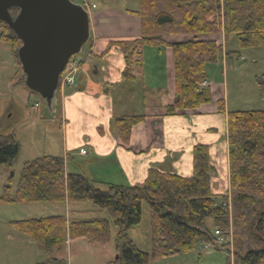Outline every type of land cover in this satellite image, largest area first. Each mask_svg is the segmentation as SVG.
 <instances>
[{"label":"trees","instance_id":"trees-1","mask_svg":"<svg viewBox=\"0 0 264 264\" xmlns=\"http://www.w3.org/2000/svg\"><path fill=\"white\" fill-rule=\"evenodd\" d=\"M134 14L140 21V37L112 42L103 55L117 49L124 61L122 75L132 81L143 69L146 49H169L175 98L164 108L165 116L212 102L211 90L200 86L206 81V66L217 63L222 52L220 35L234 36L240 49L264 45V0H138ZM171 37L185 40L175 42ZM10 42L14 52L21 45L16 37ZM18 66L21 70L19 61ZM257 85L264 100V76ZM217 111L225 113L227 121L230 212L222 207L225 195L211 194L212 167L205 146L193 149L190 178L149 170L141 184L107 185L104 191L83 175L66 173L64 158L42 156L24 163L14 194L9 186L2 187L0 205L90 203L106 212L108 220L51 216L11 224L49 254L60 253L69 238L85 237L104 245L112 225L115 258L106 264H149L151 259L194 252L214 245L215 230L231 232L234 251L225 264H264V111H225L223 100L217 102ZM145 118H118L115 133L127 143L132 128ZM18 152L13 133L0 135L1 168L11 170ZM144 203L149 204V253L138 250L129 239V231L142 221ZM40 264L66 263L49 257Z\"/></svg>","mask_w":264,"mask_h":264},{"label":"crops","instance_id":"crops-1","mask_svg":"<svg viewBox=\"0 0 264 264\" xmlns=\"http://www.w3.org/2000/svg\"><path fill=\"white\" fill-rule=\"evenodd\" d=\"M86 4L90 31L86 58L94 64L81 63L75 84L57 93L58 98L45 104L40 113L50 129L61 132L62 155L52 156L65 159L66 173L83 175L101 187L133 186L143 183L149 170L190 178L193 149L205 146L212 167L211 194H227V121L226 114L217 111L220 95L206 82L213 95L211 103L195 111L165 116L164 108L175 98L170 50L149 51L153 57H147V61L142 57L143 69L136 79L126 80L121 53L115 48L103 53L112 42L140 37V21L134 14L137 10L106 2L98 5L95 0H86ZM179 38L169 40L178 42ZM163 54L165 57H160ZM139 115L146 118L132 128L128 142L123 143L115 133L114 121ZM79 150L86 154H79Z\"/></svg>","mask_w":264,"mask_h":264},{"label":"rangeland","instance_id":"rangeland-1","mask_svg":"<svg viewBox=\"0 0 264 264\" xmlns=\"http://www.w3.org/2000/svg\"><path fill=\"white\" fill-rule=\"evenodd\" d=\"M70 1L78 5L81 2L86 4V0ZM95 2L98 5L106 2L126 10H138V0H95ZM92 7L91 5V10L94 8ZM13 37V32L0 25V135L13 133L19 144V152L12 169L0 167V193L2 187L7 185L10 187L11 194L16 191L24 163L45 155H62L61 132L53 131L47 126L49 123L43 121L40 113L45 110V100L26 88L24 75L18 66L17 52L13 51L10 42ZM215 37L210 36V38ZM179 39L178 41L185 40L184 37ZM217 40L222 43L223 50L218 56L217 63L206 66L207 84L214 88L217 95H220L219 98L223 100L227 111H264V100L259 98L257 85L258 79L264 76V45L240 49L234 36L223 37V40L219 37ZM149 51L158 52L156 49L146 50L142 56L145 61L148 60L147 57H153L152 52ZM86 57H89L88 43L83 45L80 53L72 56L71 60L79 64H94L92 59ZM160 57L165 56L163 54ZM68 87L64 85L63 91H67ZM54 97L58 98V94L55 93ZM152 99H155L154 96ZM36 103L38 108L35 107ZM93 185L101 191L107 188V185L105 187L97 183ZM92 209L95 210L92 211ZM51 216H62L70 221L108 220L106 212L96 210L90 203L73 204L70 208L65 202L1 204L0 264H40L49 257L62 259L66 264H106L115 258L113 240L116 229L112 225L109 241L104 245L85 237L69 238L60 253L53 251L51 254L11 225L14 222ZM148 217L149 204L144 203L141 223L129 232L130 239L137 249L146 253H149L150 249ZM68 240L71 242L67 243ZM233 251L232 245L228 253L225 250L201 248L194 252H185L157 260L151 259L149 264H225L227 255L232 257Z\"/></svg>","mask_w":264,"mask_h":264},{"label":"water","instance_id":"water-1","mask_svg":"<svg viewBox=\"0 0 264 264\" xmlns=\"http://www.w3.org/2000/svg\"><path fill=\"white\" fill-rule=\"evenodd\" d=\"M0 22L21 42L17 58L26 88L50 105L67 61L89 41L87 11L70 0H0Z\"/></svg>","mask_w":264,"mask_h":264},{"label":"built area","instance_id":"built-area-1","mask_svg":"<svg viewBox=\"0 0 264 264\" xmlns=\"http://www.w3.org/2000/svg\"><path fill=\"white\" fill-rule=\"evenodd\" d=\"M78 63L75 61L69 60L67 65L65 66L62 77L60 80V88H62L64 85L66 86H72L74 84V78L78 70ZM201 87H205V83L201 85ZM80 154L85 155L84 150L79 151ZM222 207L226 209L228 212H230V199L228 198L223 204ZM216 240L214 245H204L201 248L207 249V248H214V249H221L224 247V245H229L228 248H231L232 245V238H231V232H227V235L223 234L219 230H215L213 232Z\"/></svg>","mask_w":264,"mask_h":264},{"label":"flooded vegetation","instance_id":"flooded-vegetation-1","mask_svg":"<svg viewBox=\"0 0 264 264\" xmlns=\"http://www.w3.org/2000/svg\"><path fill=\"white\" fill-rule=\"evenodd\" d=\"M9 15H10L11 20H14V18H15L16 15H17V10H16V9H11V10L9 11ZM0 25H2L3 27H5L6 29H8V31H11V30L8 28V26H7L6 23H4V22H0ZM11 32H12V31H11ZM16 58H17V57H16Z\"/></svg>","mask_w":264,"mask_h":264}]
</instances>
